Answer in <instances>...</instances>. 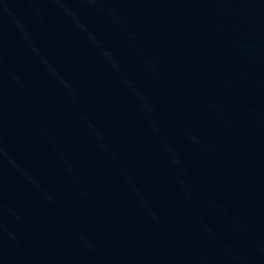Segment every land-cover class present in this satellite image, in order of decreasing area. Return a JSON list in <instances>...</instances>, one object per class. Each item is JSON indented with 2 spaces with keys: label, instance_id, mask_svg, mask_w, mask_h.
Returning <instances> with one entry per match:
<instances>
[{
  "label": "water",
  "instance_id": "95a60500",
  "mask_svg": "<svg viewBox=\"0 0 264 264\" xmlns=\"http://www.w3.org/2000/svg\"><path fill=\"white\" fill-rule=\"evenodd\" d=\"M0 264H264V0H0Z\"/></svg>",
  "mask_w": 264,
  "mask_h": 264
}]
</instances>
